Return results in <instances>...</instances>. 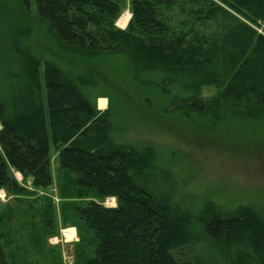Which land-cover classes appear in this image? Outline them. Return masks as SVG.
Listing matches in <instances>:
<instances>
[{
    "label": "trees",
    "instance_id": "16d2710c",
    "mask_svg": "<svg viewBox=\"0 0 264 264\" xmlns=\"http://www.w3.org/2000/svg\"><path fill=\"white\" fill-rule=\"evenodd\" d=\"M35 2L46 38L21 28L16 13L0 27V190H27L14 170L51 185L52 141L79 197L91 196L71 224L75 264H264V204L184 189L164 150L114 137L111 108L100 110L91 91L92 65L124 57L134 74L158 76L161 91L187 92L168 112L252 125L264 140V0ZM205 86L215 93L203 96ZM3 239L0 231L8 264Z\"/></svg>",
    "mask_w": 264,
    "mask_h": 264
},
{
    "label": "rangeland",
    "instance_id": "374dc122",
    "mask_svg": "<svg viewBox=\"0 0 264 264\" xmlns=\"http://www.w3.org/2000/svg\"><path fill=\"white\" fill-rule=\"evenodd\" d=\"M126 12H130V18L132 15L127 6L117 20L121 28L128 24L122 26L120 22ZM11 13L17 14L21 28L33 34L39 31L38 35L46 38L44 27L33 17L35 0H0V27L7 25L5 21ZM45 45V41H37L40 49ZM51 52L46 47L42 53L50 57ZM65 60L74 63L73 59ZM92 67L99 74V84L91 91L100 95V110L110 106L113 135L118 141L151 143L164 150L184 189L202 197L212 195L232 198L234 202L264 204V140L259 132L253 135L252 125L232 121L214 125L206 118L168 112L172 99L187 92L174 86H169L167 93L161 91L158 76L134 74L124 57L100 60ZM215 91L214 86L202 88L203 96ZM50 153L54 174L51 185L37 186L14 170L27 190L19 194L0 190V231L8 264H75L76 241L54 243L52 239L62 236V228L77 222V204L91 196L79 197L75 174L59 168L52 141ZM101 201L106 206L117 204L115 197Z\"/></svg>",
    "mask_w": 264,
    "mask_h": 264
},
{
    "label": "built area",
    "instance_id": "2783aa9c",
    "mask_svg": "<svg viewBox=\"0 0 264 264\" xmlns=\"http://www.w3.org/2000/svg\"><path fill=\"white\" fill-rule=\"evenodd\" d=\"M71 229H73L74 231H72ZM77 239H78V235L75 229L73 227H65V228H62V236L61 237L55 236L52 239V241L54 243L64 242L68 244V243L76 241Z\"/></svg>",
    "mask_w": 264,
    "mask_h": 264
},
{
    "label": "bare ground",
    "instance_id": "6f19581e",
    "mask_svg": "<svg viewBox=\"0 0 264 264\" xmlns=\"http://www.w3.org/2000/svg\"><path fill=\"white\" fill-rule=\"evenodd\" d=\"M129 19H130V12L124 13V15L122 16L121 21H120L121 25L122 26H126V24L128 23Z\"/></svg>",
    "mask_w": 264,
    "mask_h": 264
},
{
    "label": "crops",
    "instance_id": "0c3cea01",
    "mask_svg": "<svg viewBox=\"0 0 264 264\" xmlns=\"http://www.w3.org/2000/svg\"><path fill=\"white\" fill-rule=\"evenodd\" d=\"M29 182H32V180L31 179H29ZM74 228H77L76 226H74ZM76 231H77V234H78V230L76 229Z\"/></svg>",
    "mask_w": 264,
    "mask_h": 264
}]
</instances>
